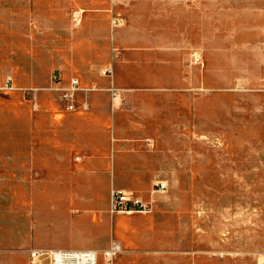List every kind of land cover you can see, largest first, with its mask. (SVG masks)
<instances>
[{"label":"rangeland","instance_id":"obj_1","mask_svg":"<svg viewBox=\"0 0 264 264\" xmlns=\"http://www.w3.org/2000/svg\"><path fill=\"white\" fill-rule=\"evenodd\" d=\"M55 74L79 79L75 111L51 90ZM7 77L14 91L1 90ZM5 140L29 148L11 170L0 159V264L112 241L122 252L98 264H258L264 0L0 3ZM47 142L76 145L54 154ZM157 180L168 187L152 196ZM112 186L152 198V212L111 215Z\"/></svg>","mask_w":264,"mask_h":264},{"label":"built area","instance_id":"obj_2","mask_svg":"<svg viewBox=\"0 0 264 264\" xmlns=\"http://www.w3.org/2000/svg\"><path fill=\"white\" fill-rule=\"evenodd\" d=\"M73 18L75 22H79L80 13L74 12ZM111 71L108 70V73ZM51 81L56 85L51 90L58 94L59 100L63 103L66 110L69 112L76 110V103L78 100V94L85 92L80 87L78 78H70L67 86L60 84L58 75H52ZM3 91H14L15 88L12 83V78L7 77L4 80V84L1 88ZM31 95H35L34 90H28ZM113 96L117 89L111 88ZM84 109H88V104L85 101L82 105ZM167 182L165 180H157L153 183L152 196L154 194H161L167 190ZM153 199H143L134 195L131 191H126L121 188H111L109 192V213L114 214H149L153 210ZM121 252V246L119 243L112 241L108 248L98 254L95 250L89 249H31L28 251L29 264H43L45 260H49L50 264H98L100 255L107 263H111L116 255ZM262 260L258 264H264V253Z\"/></svg>","mask_w":264,"mask_h":264},{"label":"crops","instance_id":"obj_3","mask_svg":"<svg viewBox=\"0 0 264 264\" xmlns=\"http://www.w3.org/2000/svg\"><path fill=\"white\" fill-rule=\"evenodd\" d=\"M27 1L28 0H0V3L5 4V5H20V6H22V5L26 4ZM38 1H39V3L58 4L59 7L61 6V4H64V3L65 4H68V3L71 4V3L75 2V0L74 1L73 0H51V1L50 0H38ZM80 10L82 12H85V10H83V9H80ZM9 19H15V17H10ZM112 87L117 89L118 92L123 95V89H119V88H116L114 86H112ZM79 95H80V93L78 94V96ZM87 95H89V93H87ZM61 116L62 115L59 113L56 114L57 119H60ZM61 145H64V144H61L58 142L57 143H48V142L42 143V147H44L43 150L52 149L54 151V154H55L56 148H58V150H59ZM75 145L76 144L74 142H66V144L64 146L67 149H70V148H75ZM39 146H40V144L37 142L36 148L39 149ZM17 148L20 149V152L15 151V149H17ZM28 148H29L28 145L25 143L13 142L12 140H5L3 142H0V159L3 161V163L5 165H7L9 167L8 169L11 170V166H12V164H14V161H15V156L18 154L19 158H20L22 155H24L26 153ZM61 155H62V153H60V152L57 153L58 158L61 157ZM7 174L3 177L4 182L10 181L9 179L11 178V176L7 177ZM94 181H95L94 177L88 176L87 179L84 181L87 183V185H84L83 188H87L88 190L91 189ZM103 181H104V183H106V179L101 180L100 183H102ZM111 188H121V187L112 186ZM121 189H124V188H121ZM124 190H126V189H124ZM126 191H128V190H126ZM109 192H110V190H109ZM131 192H133V191H131ZM108 199H109V194H108ZM48 250H51V249H48ZM79 250H81V249H79Z\"/></svg>","mask_w":264,"mask_h":264},{"label":"bare ground","instance_id":"obj_4","mask_svg":"<svg viewBox=\"0 0 264 264\" xmlns=\"http://www.w3.org/2000/svg\"><path fill=\"white\" fill-rule=\"evenodd\" d=\"M81 11V10H80ZM82 12V11H81ZM79 250V249H78ZM122 252V251H121Z\"/></svg>","mask_w":264,"mask_h":264}]
</instances>
